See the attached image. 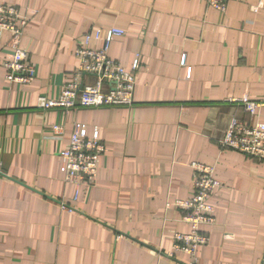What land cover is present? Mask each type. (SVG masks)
<instances>
[{
	"label": "crops",
	"instance_id": "crops-1",
	"mask_svg": "<svg viewBox=\"0 0 264 264\" xmlns=\"http://www.w3.org/2000/svg\"><path fill=\"white\" fill-rule=\"evenodd\" d=\"M26 13L21 37L35 78L9 82L0 40V264H264V160L219 147L229 121L264 124L239 100L264 102V0H0ZM116 27L108 56L130 68L128 107L42 110L77 66L82 36ZM100 43L94 45L100 47ZM84 82L92 83L91 79ZM95 129L106 152L95 183L75 187L59 172L58 153L73 124ZM62 128L54 134L52 127ZM191 162L215 166L209 241L194 256L174 253L187 233L170 205L193 195ZM73 203V211L60 208Z\"/></svg>",
	"mask_w": 264,
	"mask_h": 264
},
{
	"label": "built area",
	"instance_id": "built-area-1",
	"mask_svg": "<svg viewBox=\"0 0 264 264\" xmlns=\"http://www.w3.org/2000/svg\"><path fill=\"white\" fill-rule=\"evenodd\" d=\"M229 0H206L213 10L223 13ZM29 18L17 7L0 3V40L9 35L8 46L12 56L3 61L6 79L21 86L29 85L35 78V69L29 62L28 51L21 46V37ZM124 36V31L116 27L96 29L94 33L82 36L74 51L77 66L69 79L62 86L57 99L40 98L38 108L42 110L63 109L71 111L77 107H128L133 103L135 75L140 67V57L136 55L130 68L119 65L108 56L111 43ZM100 43L99 48L94 45ZM91 79L92 83L84 82ZM239 102L244 111L255 116L258 108L264 102H253L247 96ZM54 134L62 130L53 126ZM223 150L237 152L244 157L264 160V124L254 122L247 124L232 118L219 141ZM106 152V147L100 140L99 131L95 129L88 136L85 124L75 122L68 144L59 151V172L63 179L75 187L73 202L78 198L81 186L95 183L99 161ZM193 195L186 201L174 200L166 206L173 205L183 211L180 222L187 227V233L175 232L172 235L174 253L194 256L198 248L208 244V237L200 228L213 225L214 207L212 198L221 183L215 178V166L199 162H191ZM73 203H60V208L73 211Z\"/></svg>",
	"mask_w": 264,
	"mask_h": 264
}]
</instances>
